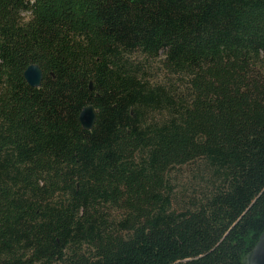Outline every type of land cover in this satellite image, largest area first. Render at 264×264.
Listing matches in <instances>:
<instances>
[{
	"label": "trees",
	"instance_id": "1",
	"mask_svg": "<svg viewBox=\"0 0 264 264\" xmlns=\"http://www.w3.org/2000/svg\"><path fill=\"white\" fill-rule=\"evenodd\" d=\"M263 230L264 0H0V264H242Z\"/></svg>",
	"mask_w": 264,
	"mask_h": 264
},
{
	"label": "rangeland",
	"instance_id": "2",
	"mask_svg": "<svg viewBox=\"0 0 264 264\" xmlns=\"http://www.w3.org/2000/svg\"><path fill=\"white\" fill-rule=\"evenodd\" d=\"M130 58L134 63H137L144 68L150 79L157 81L179 82L176 77H171L165 72L162 64L160 63V59H162V57L149 59L141 55L139 52H134L130 55ZM180 88H182V86H180L179 89ZM190 168L191 165L177 166L170 173V179L175 189V198L180 205L183 202L186 188L190 182Z\"/></svg>",
	"mask_w": 264,
	"mask_h": 264
},
{
	"label": "water",
	"instance_id": "3",
	"mask_svg": "<svg viewBox=\"0 0 264 264\" xmlns=\"http://www.w3.org/2000/svg\"><path fill=\"white\" fill-rule=\"evenodd\" d=\"M23 76L29 85L33 87L40 86L42 71L38 64L28 65L23 72ZM95 117V109L92 104L85 105L79 113V121L86 130L93 127ZM242 264H264V230L252 249L244 255Z\"/></svg>",
	"mask_w": 264,
	"mask_h": 264
},
{
	"label": "clouds",
	"instance_id": "4",
	"mask_svg": "<svg viewBox=\"0 0 264 264\" xmlns=\"http://www.w3.org/2000/svg\"><path fill=\"white\" fill-rule=\"evenodd\" d=\"M34 3V0H32ZM19 17V25L20 26H27L32 23L36 19L35 12L33 9L29 8L28 10L20 9L18 11Z\"/></svg>",
	"mask_w": 264,
	"mask_h": 264
}]
</instances>
